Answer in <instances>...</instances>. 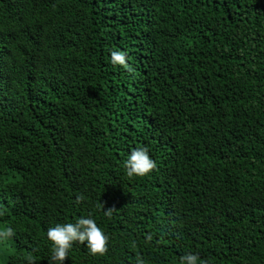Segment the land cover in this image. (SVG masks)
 <instances>
[{"label":"trees","instance_id":"trees-1","mask_svg":"<svg viewBox=\"0 0 264 264\" xmlns=\"http://www.w3.org/2000/svg\"><path fill=\"white\" fill-rule=\"evenodd\" d=\"M89 215L63 264H264V0H0V264Z\"/></svg>","mask_w":264,"mask_h":264},{"label":"clouds","instance_id":"clouds-1","mask_svg":"<svg viewBox=\"0 0 264 264\" xmlns=\"http://www.w3.org/2000/svg\"><path fill=\"white\" fill-rule=\"evenodd\" d=\"M111 63L130 70L127 53L123 50H113L110 54ZM157 167L151 158L147 147H138L131 151L124 161V168L128 177H144ZM82 197H78V200ZM106 215L110 214L106 210ZM14 235L11 227L0 226V242L8 240ZM47 239L51 242V264H63L74 243H86L88 250L93 255H104L108 251L109 237L91 215L82 216L74 222L57 223L47 229ZM29 264H32L29 261ZM137 264H145L144 260L137 257ZM179 264H208L202 260L199 253L187 252L179 259Z\"/></svg>","mask_w":264,"mask_h":264}]
</instances>
